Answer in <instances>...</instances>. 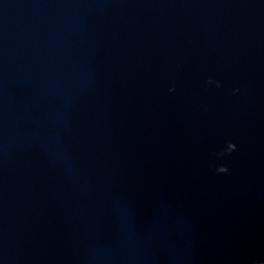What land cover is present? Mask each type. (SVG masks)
<instances>
[{
	"label": "water",
	"instance_id": "obj_1",
	"mask_svg": "<svg viewBox=\"0 0 264 264\" xmlns=\"http://www.w3.org/2000/svg\"><path fill=\"white\" fill-rule=\"evenodd\" d=\"M0 264H264V0H0Z\"/></svg>",
	"mask_w": 264,
	"mask_h": 264
},
{
	"label": "clouds",
	"instance_id": "obj_2",
	"mask_svg": "<svg viewBox=\"0 0 264 264\" xmlns=\"http://www.w3.org/2000/svg\"><path fill=\"white\" fill-rule=\"evenodd\" d=\"M217 85L219 86L218 82H217ZM234 91H239V89H236ZM236 147H237V145L234 142L228 141L226 148L223 151H221L220 153H218V155L222 157L227 153H231V152L235 151ZM217 171L221 172V173H226L228 171V168L225 165H220L217 168Z\"/></svg>",
	"mask_w": 264,
	"mask_h": 264
}]
</instances>
